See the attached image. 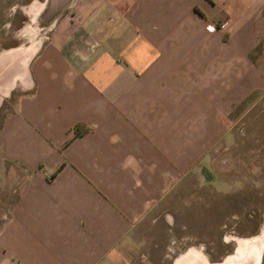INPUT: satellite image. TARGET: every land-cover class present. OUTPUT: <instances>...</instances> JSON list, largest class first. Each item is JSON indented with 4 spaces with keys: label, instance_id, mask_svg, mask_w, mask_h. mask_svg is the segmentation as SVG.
Instances as JSON below:
<instances>
[{
    "label": "crops",
    "instance_id": "crops-1",
    "mask_svg": "<svg viewBox=\"0 0 264 264\" xmlns=\"http://www.w3.org/2000/svg\"><path fill=\"white\" fill-rule=\"evenodd\" d=\"M263 91L264 0H75L45 39L0 51V159L23 169L0 264H115Z\"/></svg>",
    "mask_w": 264,
    "mask_h": 264
},
{
    "label": "rangeland",
    "instance_id": "rangeland-1",
    "mask_svg": "<svg viewBox=\"0 0 264 264\" xmlns=\"http://www.w3.org/2000/svg\"><path fill=\"white\" fill-rule=\"evenodd\" d=\"M74 2L0 0V51L45 39ZM11 108L3 102L0 123ZM22 176L18 163L0 159V228ZM263 230L264 91L233 108L225 133L136 224L115 264H174L186 255L219 262L236 250L259 251V240L249 249L240 240ZM256 263L264 264V248Z\"/></svg>",
    "mask_w": 264,
    "mask_h": 264
},
{
    "label": "bare ground",
    "instance_id": "bare-ground-1",
    "mask_svg": "<svg viewBox=\"0 0 264 264\" xmlns=\"http://www.w3.org/2000/svg\"><path fill=\"white\" fill-rule=\"evenodd\" d=\"M38 7V6H37ZM35 6V9L34 11L36 12L39 7L37 8ZM256 240H259L260 241V245H261V248L257 249V251H255L256 249H253L252 247V250L251 251H247L246 250V254L245 255H241L240 258H237V257H232V259H229L227 260L226 262L224 263H221V264H242V263H246V264H257V260L259 259L260 257V252L263 250L264 248V230L262 231V234L260 236H257V237H252V238H249V239H246L244 241V244L247 245L246 248L249 249V247L254 243V241ZM250 245V246H249ZM259 252V253H258ZM259 256V257H258Z\"/></svg>",
    "mask_w": 264,
    "mask_h": 264
},
{
    "label": "flooded vegetation",
    "instance_id": "flooded-vegetation-1",
    "mask_svg": "<svg viewBox=\"0 0 264 264\" xmlns=\"http://www.w3.org/2000/svg\"><path fill=\"white\" fill-rule=\"evenodd\" d=\"M261 234H262V232L259 235H256V236H253V237L260 236ZM250 238H252V237H250ZM246 239H249V238H246ZM246 239L240 240V244H242V243L244 244V241ZM242 253H243V255H245L246 254V250H243V252H242V250L241 251L240 250H236V251L233 252V254L227 256L224 260L219 261V262H211V261L205 259V262L204 263L202 262L201 258H199V256L198 257L195 256V258H192L190 255H186L188 257V260L185 261V259L187 257L183 256L181 258L176 259L175 262H174V264H186L187 261L190 264H221V263L226 262L229 259H232V257H234V258L235 257L240 258L241 255H242Z\"/></svg>",
    "mask_w": 264,
    "mask_h": 264
},
{
    "label": "trees",
    "instance_id": "trees-1",
    "mask_svg": "<svg viewBox=\"0 0 264 264\" xmlns=\"http://www.w3.org/2000/svg\"><path fill=\"white\" fill-rule=\"evenodd\" d=\"M89 129V127H86L85 125H83L82 123H76L73 128H72V135L70 136V138L66 141V143L71 140L74 137H77L81 134H83L84 132H86Z\"/></svg>",
    "mask_w": 264,
    "mask_h": 264
},
{
    "label": "built area",
    "instance_id": "built-area-1",
    "mask_svg": "<svg viewBox=\"0 0 264 264\" xmlns=\"http://www.w3.org/2000/svg\"><path fill=\"white\" fill-rule=\"evenodd\" d=\"M205 27L206 30L209 32H214L219 28L218 23L216 21H207Z\"/></svg>",
    "mask_w": 264,
    "mask_h": 264
}]
</instances>
